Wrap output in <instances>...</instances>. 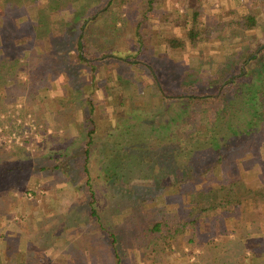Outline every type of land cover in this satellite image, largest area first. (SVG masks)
<instances>
[{
	"label": "rangeland",
	"instance_id": "1",
	"mask_svg": "<svg viewBox=\"0 0 264 264\" xmlns=\"http://www.w3.org/2000/svg\"><path fill=\"white\" fill-rule=\"evenodd\" d=\"M108 2L44 0L39 10L35 7L41 20L21 22L29 7H7L0 0V264H118L111 233L152 220L163 209L185 213L184 201L169 205L191 190L175 184L185 167L175 171L174 163L190 166L200 153L208 155L203 129L214 125L226 131L213 124L221 110L232 116L229 131L244 134L252 93L261 107L259 125L238 145L225 148L230 149L225 161L207 179L215 189L225 175L240 178L233 185L240 200L205 211L206 229L195 241L176 239L175 250H166L156 263L137 255L128 238L119 246L125 264H264V0H133L131 8ZM82 7L86 13L74 20ZM250 11L257 20L253 28L229 23ZM115 16L124 18L118 19L116 34L129 36L140 23L147 35L138 64L104 63L98 46L87 41L90 29L111 33ZM194 21L202 31L214 28L209 39L188 40ZM172 35L187 46L168 47L165 38ZM92 38L101 43V37ZM80 40L88 59L78 57ZM139 46L132 50L135 55ZM251 52L257 59L247 57ZM150 62L166 74L168 99L145 72ZM233 65L230 84L204 89L217 92L221 101L189 102L171 88L172 70L177 80L203 84L221 80ZM116 67L136 72L131 91H121ZM104 79L129 107L107 96ZM157 176L168 183L165 189L157 185Z\"/></svg>",
	"mask_w": 264,
	"mask_h": 264
},
{
	"label": "trees",
	"instance_id": "2",
	"mask_svg": "<svg viewBox=\"0 0 264 264\" xmlns=\"http://www.w3.org/2000/svg\"><path fill=\"white\" fill-rule=\"evenodd\" d=\"M133 0H118V5L127 4L129 5V8H131V2ZM4 2L7 5L8 0H4ZM55 2V0H54ZM153 3V0H150V3ZM110 4V0L108 2ZM112 4V2H111ZM84 6V4H83ZM85 7H82L80 10H76L75 12V18L74 20L79 19V17L86 13ZM102 9V12H106L108 9V6L105 5ZM27 11V10H25ZM14 12V11H13ZM198 14V11L195 15ZM15 15V12H14ZM118 19H123L119 16ZM117 16L112 17V27L111 33H107L104 30L100 32H94L90 29V32L86 35L88 43L91 45H97L98 50L96 52L101 53L104 61V63L110 62L112 59H124L127 61V65H133L138 64L140 62L138 61V57H140L141 53L143 52V45L146 46L144 40V37H147V35L143 32V29L141 27V24L138 23L137 30L134 31L129 36L127 35H121L116 34L117 33V23H118ZM195 20H197L195 18ZM21 22H25L21 19ZM229 23L237 24V26H240L244 29H251L255 25H257L256 16L252 11H250L248 14L243 15L240 19L237 20H230ZM105 26H107L105 24ZM108 27V26H107ZM214 31V28H207L206 30H200L198 28V25L194 21V26L189 29L188 31V40L192 44H196L198 40L204 38L209 39ZM116 34V39H112L113 36ZM84 36V35H83ZM101 37V43H96L92 37ZM85 37V36H84ZM78 49L77 54L79 59L84 60L86 56L82 54V42L81 40L78 41ZM165 44L172 48L173 50H183L187 46V41L183 38H180L178 36L172 35L165 38ZM140 45V46H139ZM139 46L138 55H135L137 52H133L132 50ZM257 49V48H256ZM135 53V54H134ZM254 53L248 54L247 57H252L253 60L257 59V56L253 55ZM142 56V55H141ZM130 57L132 59H130ZM137 57V58H135ZM88 59V58H86ZM174 61V57L172 58ZM166 62L171 61V58H167L165 60ZM145 67V72L148 71V75L154 79L155 84L161 89V97L164 99H168L170 92L169 90L165 88L164 83H166V79L163 77L166 76L163 70L159 66H156L152 64L151 62L148 63ZM97 69L96 65H93V69ZM235 66H231L230 70L226 73V75L223 76L221 80H211L210 82L203 84L197 81H189L187 79H182L181 76L179 79L174 78L173 70L168 72V76L170 74L173 75V77L170 78L171 81H174V84L172 85V89H177V91H181L179 93L180 98L186 99L187 101H195L200 103L205 102H216L218 100L221 101V96L217 94V92L213 93L210 91L209 94H207L204 89L207 86L211 89L214 87H219L218 90H220L221 86L225 85L226 83H229L230 77H234L233 68ZM242 68V67H241ZM96 69L94 71H96ZM116 77H118L120 85H121V91L126 93L128 91L132 90V85L135 83L136 78L135 74L136 72L134 70H131L128 68V70H124L122 68H114ZM232 70V71H231ZM93 71V72H94ZM232 72V73H231ZM229 74H231L229 76ZM233 74V75H232ZM229 76V77H228ZM162 77V78H161ZM228 77V78H227ZM238 81V79H237ZM236 82H232V84H236ZM104 88L106 90V94L108 97H114L113 100L116 101V97L120 98V103L126 107H129L127 104V101L124 99V96L122 93L114 92L112 88V82L110 84V81L108 82V79H104ZM230 84V83H229ZM123 96V99H121ZM126 96V95H125ZM225 100H227V97H224ZM235 98H231L228 100L229 103H233V100ZM256 96L254 93L250 95L248 101L251 103L252 106V114L251 118L247 122L249 129L246 131L244 130V134H240V130H234L229 131L232 127V125H229L231 120V115L229 112L222 113L220 112L216 113L217 117L215 118L214 123L216 124H222L224 125L226 131L221 132L219 127L206 126V128L203 129L202 136L205 138V143H209V147H211L208 155L206 156L205 152L200 153L197 160L192 161V165L188 166L187 163L178 162L179 164H182V167L178 164L174 163L175 171H178L179 169L185 167V171L181 176H176V179L174 180L175 184L178 185L180 188L184 189L186 185H189L191 187V190L189 193L186 191V193L181 192L179 193L180 196L175 198L174 200L170 201L169 205H177L179 206V203L183 202L186 203L189 207L188 210L185 213H178V210L176 207H174L172 213H167L166 210H161V212H158L159 216H156L152 220H146V222L142 223H135L133 226H124L122 228V232H112V241H111V248L114 253V256H116V262L118 264H125L122 261L121 258V251L122 248L119 246V243H122L123 238H128L129 241H131L132 244H134L137 249L136 253L139 256H146L147 259H150L149 261L151 263H156L158 256H162V254L168 252L171 253L175 250V242L176 239L181 238L180 240H186V242L193 243L195 240V236L206 229V222L204 218V212L208 211L210 209L216 208L220 205H225L226 203H233L235 199L240 200V195H236L235 190L233 189L234 183H239L240 178L236 180L229 179L227 175H225V181L222 180V183L220 187H216L215 189L213 187H210L208 185L207 179L209 177H212V174H215L218 172L219 169H216L220 167L221 164H223L224 157L228 154V151L230 149L225 150L226 147L234 146L235 142L240 143L241 140L245 138V136H248L250 134H253V131L255 132V127L259 125V113L261 107L258 105L256 106ZM89 103H91V109H95V101L92 98H89ZM231 103V107H232ZM106 105V104H105ZM261 106H263L261 104ZM91 120L93 119L92 116H90ZM94 121V120H93ZM95 123V121L93 122ZM228 125V127H227ZM95 128V127H94ZM91 132H93V127L91 128ZM223 129V128H222ZM234 133V134H233ZM232 146V147H233ZM156 147V146H155ZM182 152L184 150H181ZM175 152H173L174 154ZM179 154H176L175 157H177ZM216 155H220V158H216ZM209 156H212L209 158ZM63 164H66L65 161H62ZM56 168L61 166H55ZM179 167V169H178ZM189 167V168H188ZM49 167H46V169ZM172 170V169H171ZM169 170V172H171ZM224 177V176H223ZM238 177V176H237ZM206 179V180H205ZM89 181V180H88ZM90 182V181H89ZM207 183V184H206ZM157 185L162 188H166L168 183L165 182L164 178L161 176H157ZM245 188L247 187L246 184H243ZM91 188V186H90ZM161 190L163 191L164 189ZM244 188V189H245ZM160 190V191H161ZM249 190V189H248ZM214 191V192H213ZM249 190L248 192H250ZM246 193V190L243 191ZM215 194V195H214ZM92 196H94V192H92ZM215 197L219 198L220 201H223V204L216 202ZM225 200V201H224ZM190 203V204H189ZM185 205V204H184ZM183 205V206H184ZM92 206V213L97 214V209L94 207V202H91ZM172 206V207H173ZM131 223V222H127ZM159 233V236L155 239L151 238L152 233ZM264 247V246H263ZM167 250V251H166ZM166 251V252H165ZM144 260V259H143ZM250 264V262H248Z\"/></svg>",
	"mask_w": 264,
	"mask_h": 264
},
{
	"label": "crops",
	"instance_id": "3",
	"mask_svg": "<svg viewBox=\"0 0 264 264\" xmlns=\"http://www.w3.org/2000/svg\"><path fill=\"white\" fill-rule=\"evenodd\" d=\"M42 1V0H41ZM40 0H39V4H38V2H33V1H26V0H24V2H19V1H15V0H8V2H7V5H8V7H10L11 5H13V6H16L17 4H21V5H23L24 7H25V5L27 6V7H29L28 9H29V11L27 10V11H25L24 13H23V16H21L19 19L21 20H24V21H27L28 19H30V21L31 20H34V21H39V20H41V17H39L38 16V13L39 12H36V5H37V9L39 10V6L40 5H43V3H44V0L41 2ZM42 3V4H41ZM39 5V6H38ZM34 11V12H33ZM13 16H14V14H13ZM11 20H13V17L12 18H10ZM14 21V20H13ZM61 253H62V256H65V254H66V252H62L61 251Z\"/></svg>",
	"mask_w": 264,
	"mask_h": 264
}]
</instances>
